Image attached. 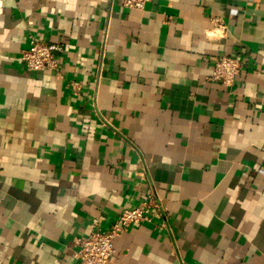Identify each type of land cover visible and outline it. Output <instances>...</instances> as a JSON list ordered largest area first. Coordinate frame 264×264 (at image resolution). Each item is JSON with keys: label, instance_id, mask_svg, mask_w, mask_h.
I'll return each instance as SVG.
<instances>
[{"label": "crops", "instance_id": "crops-1", "mask_svg": "<svg viewBox=\"0 0 264 264\" xmlns=\"http://www.w3.org/2000/svg\"><path fill=\"white\" fill-rule=\"evenodd\" d=\"M32 37L57 71L23 64ZM232 54L234 85L210 81ZM153 190L165 227L109 264H264V0H0V264H79Z\"/></svg>", "mask_w": 264, "mask_h": 264}, {"label": "built area", "instance_id": "built-area-1", "mask_svg": "<svg viewBox=\"0 0 264 264\" xmlns=\"http://www.w3.org/2000/svg\"><path fill=\"white\" fill-rule=\"evenodd\" d=\"M122 1L125 8L142 10L149 0ZM218 28L221 31L225 30V26L222 25ZM63 52L62 45L47 44L32 37L29 48L21 54V61L32 72H54L58 69V55ZM243 68L244 61L240 56L236 54L220 56L214 62L209 80L230 88ZM72 87L75 93H78L81 85L73 83ZM164 212L162 200L157 192L149 191L142 204L134 208H125L108 229L102 230L98 220H95L88 236L77 240L78 249L74 253V258L79 264H109L115 254L116 238L132 227L153 223L156 219H161V227H165L167 220Z\"/></svg>", "mask_w": 264, "mask_h": 264}]
</instances>
